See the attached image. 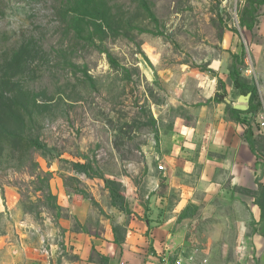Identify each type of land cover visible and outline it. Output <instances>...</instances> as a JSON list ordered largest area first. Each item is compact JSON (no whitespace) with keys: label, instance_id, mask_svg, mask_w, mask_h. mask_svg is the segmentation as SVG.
Masks as SVG:
<instances>
[{"label":"rangeland","instance_id":"374dc122","mask_svg":"<svg viewBox=\"0 0 264 264\" xmlns=\"http://www.w3.org/2000/svg\"><path fill=\"white\" fill-rule=\"evenodd\" d=\"M248 92L233 112L226 100ZM0 110V264L59 256L67 229L97 232L59 198L99 212L107 194L90 186L102 183L120 201L127 162L165 171L161 149L197 118L243 126L255 176L213 191L207 214L196 206L193 242L168 262L264 264V0H0Z\"/></svg>","mask_w":264,"mask_h":264},{"label":"crops","instance_id":"0c3cea01","mask_svg":"<svg viewBox=\"0 0 264 264\" xmlns=\"http://www.w3.org/2000/svg\"><path fill=\"white\" fill-rule=\"evenodd\" d=\"M173 137L171 147L160 151L165 171H158L147 157L127 162L125 174L116 177L120 201L102 183L90 186L94 194H107L99 212L81 196L59 198L72 217L81 223L97 220L100 228L92 233L67 229L56 244L61 247L59 256L26 262L148 264L154 256L168 257L193 242L189 234L193 209L199 206L205 215L211 210L205 200L213 191L229 196L239 185L248 186L255 176V155L243 126L229 118L210 124L197 118L194 124L176 126ZM260 183L264 184V175ZM254 206L252 211L260 215L259 206ZM150 242L155 251H149Z\"/></svg>","mask_w":264,"mask_h":264},{"label":"built area","instance_id":"2783aa9c","mask_svg":"<svg viewBox=\"0 0 264 264\" xmlns=\"http://www.w3.org/2000/svg\"><path fill=\"white\" fill-rule=\"evenodd\" d=\"M256 120L258 121L260 129H264V111H262L261 113H259V115L256 116ZM157 168L159 170H162L164 167H163L162 164H158ZM41 250H42V252H44L46 254L49 253V249L46 246H44V245H42ZM50 251H51V249H50ZM46 256L49 258L51 256V254L50 255H46ZM181 262H182V257L180 255H178L174 259L173 263H169L168 262V257L162 256L161 259L151 261L148 264H181ZM119 264H129V263H126V262L122 261Z\"/></svg>","mask_w":264,"mask_h":264},{"label":"trees","instance_id":"16d2710c","mask_svg":"<svg viewBox=\"0 0 264 264\" xmlns=\"http://www.w3.org/2000/svg\"><path fill=\"white\" fill-rule=\"evenodd\" d=\"M229 71H230V76H231V79L235 85V87L239 88V89H243L244 88V85L241 83L240 81V78H239V72L236 70V68L234 66H231L229 68ZM233 112H238L237 109H232ZM0 114H1V110H0ZM249 144L251 146V149L253 150V143L252 141L249 140ZM35 145L36 147L38 148H45L44 145H41L39 144L38 142H35Z\"/></svg>","mask_w":264,"mask_h":264},{"label":"water","instance_id":"95a60500","mask_svg":"<svg viewBox=\"0 0 264 264\" xmlns=\"http://www.w3.org/2000/svg\"><path fill=\"white\" fill-rule=\"evenodd\" d=\"M249 99H250V93L248 92L245 94H239L236 102H229V100L226 101L230 103L231 107L234 109L245 110L248 108Z\"/></svg>","mask_w":264,"mask_h":264}]
</instances>
